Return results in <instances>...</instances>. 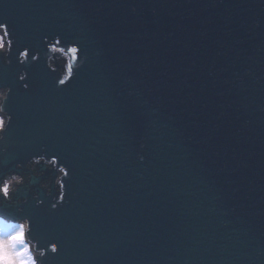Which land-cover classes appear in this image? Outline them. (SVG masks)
I'll list each match as a JSON object with an SVG mask.
<instances>
[{
  "label": "water",
  "instance_id": "95a60500",
  "mask_svg": "<svg viewBox=\"0 0 264 264\" xmlns=\"http://www.w3.org/2000/svg\"><path fill=\"white\" fill-rule=\"evenodd\" d=\"M0 22V218L36 264L47 241L53 264H264V0H0ZM56 34L89 57L66 87Z\"/></svg>",
  "mask_w": 264,
  "mask_h": 264
},
{
  "label": "snow or ice",
  "instance_id": "6c2138e0",
  "mask_svg": "<svg viewBox=\"0 0 264 264\" xmlns=\"http://www.w3.org/2000/svg\"><path fill=\"white\" fill-rule=\"evenodd\" d=\"M0 29L4 30L3 36H0V48L4 47L5 44V37L9 35L8 32V26L5 23L0 22ZM44 39V38H43ZM53 39H55V42L59 44L62 40L65 42L66 45L68 44H75L79 45L80 47H69L68 52L71 54V62L68 65V71L67 74L64 76L63 79H60L58 81L59 85L67 86V82L69 81L70 77L73 75L72 68L74 62L78 59V52H80V49L83 48L84 52L82 53L83 61L81 66H85L88 63V55L85 51V45L83 44L81 39L78 38H66L62 34H56L53 36ZM10 44L11 42L8 41ZM28 47H23L22 50H19L18 52V63L21 65H28L29 67L37 66L39 65V56L37 55V49H32L31 55L29 54V51L27 50ZM60 51H64V48L59 49ZM20 57H23L24 59H20ZM11 61L8 62H2L0 61V89H7L8 95L5 96V100L9 101V97L12 94L13 91V84L9 81L6 69L11 67ZM19 82H22V87L27 90L30 88V84L26 81L29 80V71L28 69H24L21 71L18 75ZM10 122V121H9ZM0 124H4V120L0 118ZM5 131V128H4ZM68 173L66 172L65 175ZM3 191L7 193V188H3ZM52 208L55 209L56 205H52ZM33 218L29 217V220L31 221ZM5 222L2 218H0V238L9 237L11 238L13 236V233H20L19 239H11L10 244L7 247H10L14 251H19L20 249H27L28 244L25 242V228L23 224H20L16 231L5 233L4 231ZM35 239V237H33ZM43 250L40 253L41 260L40 264H53V260L55 256H58L60 253V245L59 242H49L47 241L45 244L42 245ZM49 253L54 254V256H49ZM36 264V261H35Z\"/></svg>",
  "mask_w": 264,
  "mask_h": 264
},
{
  "label": "clouds",
  "instance_id": "9594fccd",
  "mask_svg": "<svg viewBox=\"0 0 264 264\" xmlns=\"http://www.w3.org/2000/svg\"><path fill=\"white\" fill-rule=\"evenodd\" d=\"M4 97H0V103H2ZM4 132V124H0V133ZM0 139H3L0 136ZM143 159V157H141ZM25 231L27 224H23ZM20 233H13L11 238L4 237L0 238V264H35V259L30 254V249H20L19 251H14L10 247H7L11 239H19Z\"/></svg>",
  "mask_w": 264,
  "mask_h": 264
},
{
  "label": "rangeland",
  "instance_id": "374dc122",
  "mask_svg": "<svg viewBox=\"0 0 264 264\" xmlns=\"http://www.w3.org/2000/svg\"><path fill=\"white\" fill-rule=\"evenodd\" d=\"M0 36H2L1 34H0ZM1 118V117H0ZM8 225H13V227H8V231H5V233L7 234V233H10V232H14V231H16V229H17V227L19 226V224H16V223H12V222H10V223H8ZM25 242L28 244V247H29V249H30V254L33 256V253H32V250H31V248H30V245H29V243L26 241V239H25ZM34 258V257H33Z\"/></svg>",
  "mask_w": 264,
  "mask_h": 264
},
{
  "label": "trees",
  "instance_id": "16d2710c",
  "mask_svg": "<svg viewBox=\"0 0 264 264\" xmlns=\"http://www.w3.org/2000/svg\"><path fill=\"white\" fill-rule=\"evenodd\" d=\"M8 227H13V225H8V223L5 222L4 231H8L9 230Z\"/></svg>",
  "mask_w": 264,
  "mask_h": 264
}]
</instances>
